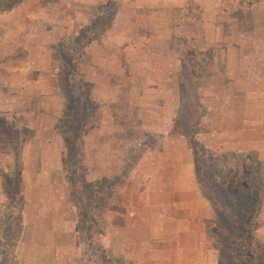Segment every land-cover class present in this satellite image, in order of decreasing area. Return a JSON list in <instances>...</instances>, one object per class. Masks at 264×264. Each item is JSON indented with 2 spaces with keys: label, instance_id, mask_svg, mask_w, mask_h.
I'll return each mask as SVG.
<instances>
[{
  "label": "rangeland",
  "instance_id": "374dc122",
  "mask_svg": "<svg viewBox=\"0 0 264 264\" xmlns=\"http://www.w3.org/2000/svg\"><path fill=\"white\" fill-rule=\"evenodd\" d=\"M82 1L0 0V55L50 48L64 107L57 125L40 110L0 117V264H264V0ZM28 10L37 30L14 32ZM97 20L82 77L74 40ZM94 71H112L106 101ZM245 118L258 145L241 142ZM125 161L101 222L95 181Z\"/></svg>",
  "mask_w": 264,
  "mask_h": 264
},
{
  "label": "crops",
  "instance_id": "0c3cea01",
  "mask_svg": "<svg viewBox=\"0 0 264 264\" xmlns=\"http://www.w3.org/2000/svg\"><path fill=\"white\" fill-rule=\"evenodd\" d=\"M82 2H85V0H83ZM22 10V8H16L13 11L15 14H18V12ZM23 12L24 16L28 14L30 22H25L27 20L23 18V21L18 22L17 25L13 26V31L17 33H24L23 31L28 30L30 31V34L32 32L34 33L37 30V26L34 22L37 19V14H35L34 10ZM77 14H80L79 10ZM6 25H8L6 19L1 20L0 31L3 34H5L7 30ZM19 36L20 35H18L17 37L15 36L14 40H16ZM1 44L5 45L6 43L1 40ZM97 44H99L100 46L103 45L102 42L97 40L93 41L90 44L92 45L90 46V52L93 56H98V53L101 52L100 49H97ZM6 54L7 53L3 51V53L0 55V113H13L16 116V119H19V116H21V113L23 111L40 110L49 113L48 118H51V120H55L54 123L56 122L55 125H57L60 119L54 117L52 114L63 112L64 107L59 73L51 66L53 62V51H50V48L45 49V51H39L38 55H31L29 57H26L19 63L17 61L18 58H16L15 56L12 57V62L6 63ZM35 54H37V52ZM43 61L45 62V66L42 68L40 65ZM94 64L90 65V67L96 69ZM102 72L98 73L97 71H94L93 75H90V77L95 84V93H98L99 91L101 92V90L104 91L103 100L106 101L105 96L107 95V93H110L114 87L112 83L113 75L111 76L112 71ZM250 73H253L254 80H256L255 76L257 75V72L255 67L254 71ZM256 85L257 84H254L253 93H257ZM249 90L250 89H246V87H244L243 89L241 88V94L246 93ZM242 125L243 127H241V142H243L244 140L246 141V137H248V139L250 137H253V144L258 145L259 143H261L260 139H258V137L260 136L257 135L255 131L253 133H250L252 127L254 130H256L255 128L258 126V123L256 121H254L252 125V123L249 122L248 118H245L243 119ZM58 157L59 160L63 162L62 149L59 150L57 159ZM0 193L1 221L5 216V213L3 212V215V213L1 212L3 211V207L5 206L1 183Z\"/></svg>",
  "mask_w": 264,
  "mask_h": 264
},
{
  "label": "trees",
  "instance_id": "16d2710c",
  "mask_svg": "<svg viewBox=\"0 0 264 264\" xmlns=\"http://www.w3.org/2000/svg\"><path fill=\"white\" fill-rule=\"evenodd\" d=\"M100 24L101 23L99 20L94 21L91 25H89L87 27L88 33H86L82 37L79 35L80 38L77 37V39L74 40V41H77L76 44L82 45V48L81 47L79 48L80 52L78 51L79 53H78V58H77V67H78L77 74L82 76V77H83V75H82L81 70H80L81 64H83V63L91 64L93 62L92 57L88 56L89 53H87V52H88V49L90 47V44L94 40L98 39V37H99V34L97 33V28ZM67 41L70 42L69 44H67V45H69V49L74 51L75 50L74 49L75 42L72 40H67ZM82 80L85 82V86H88V90H89V94L87 95V106H88V108H90L92 111H95L97 113L100 112L102 104L99 103L98 101L94 100V98H93V95H92L93 85H92V83L90 81L84 80L83 78H82ZM12 116H14L13 113H9V114L8 113H0V117L8 118V117H12ZM0 122H1V120H0ZM197 124L198 125L200 124V119L197 121ZM201 149L203 151L202 154L206 155L208 153V151L207 150L205 151V149H203L202 147H201ZM19 151H21V150L18 149V152ZM7 156H8V161H9L8 167L10 169H13L17 165L16 167L18 170L20 182H22V178H23L22 177V170H21V168H19V166H20L19 164L21 161L20 156L19 157L15 156L14 158H12V156H14L13 154H8ZM9 156H11V157H9ZM63 163L66 164V158L64 157V152H63ZM84 170H86V169H84ZM131 170H132V165H129L128 162L125 161L124 167H122V169L119 171V174H117L116 177L104 178V179L95 181V185L97 187H99V189L101 188L103 191V197L98 200V203H97L96 208H95V217L98 218V220H100L101 222H103L105 219V215H106L107 208H108L107 203H108L109 197L115 192L116 186L118 185L119 181L122 183H124L126 181V179L130 175ZM0 172L1 173L3 172L2 168H0ZM9 215H12V214L9 212ZM4 219H5V217H3L2 220H4ZM248 231L250 232L251 235H253V236L255 235L254 232H256V230H255V223L254 222L250 223Z\"/></svg>",
  "mask_w": 264,
  "mask_h": 264
}]
</instances>
